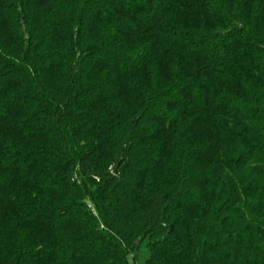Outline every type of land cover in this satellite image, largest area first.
Listing matches in <instances>:
<instances>
[{
    "label": "trees",
    "instance_id": "16d2710c",
    "mask_svg": "<svg viewBox=\"0 0 264 264\" xmlns=\"http://www.w3.org/2000/svg\"><path fill=\"white\" fill-rule=\"evenodd\" d=\"M0 264H264V0H0Z\"/></svg>",
    "mask_w": 264,
    "mask_h": 264
}]
</instances>
